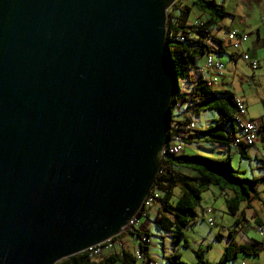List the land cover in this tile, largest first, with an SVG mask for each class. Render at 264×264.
I'll list each match as a JSON object with an SVG mask.
<instances>
[{"label": "water", "instance_id": "obj_1", "mask_svg": "<svg viewBox=\"0 0 264 264\" xmlns=\"http://www.w3.org/2000/svg\"><path fill=\"white\" fill-rule=\"evenodd\" d=\"M175 1L0 0V264H55L138 215L168 141Z\"/></svg>", "mask_w": 264, "mask_h": 264}, {"label": "trees", "instance_id": "obj_2", "mask_svg": "<svg viewBox=\"0 0 264 264\" xmlns=\"http://www.w3.org/2000/svg\"><path fill=\"white\" fill-rule=\"evenodd\" d=\"M176 1L166 12L164 43L171 62L172 75L176 85L172 90L169 101L170 120L168 137L178 136L183 147L192 144L199 148V142H206L210 147L230 148L233 136L237 132L234 120L235 108L233 95L228 91L215 92L208 89L200 76L195 74V60L207 53L224 54L223 40L216 36V30H227L217 25L215 16L223 19L227 14L221 5L217 6L215 0H194L190 6H178ZM195 8L199 15L192 22L187 21L191 8ZM177 11L174 16L170 11ZM202 17H201V16ZM195 22V24H193ZM228 58L233 59L231 56ZM182 82L184 89L178 86ZM199 110L212 112L216 120L204 130H190L187 128L190 117ZM189 115V116H188ZM259 130L264 129L259 123ZM194 140H198V143ZM248 146L237 144V154L243 158ZM200 151V149H195ZM213 159L200 154H186L183 149L179 154H169L167 151L161 155L160 167L154 178L149 194L155 193V215L153 222L160 229L170 232L176 238L182 235V228L194 220L200 195L208 189L215 187L223 195L230 194L224 199V205L229 214L238 211L240 203L248 204L256 196L258 182L264 183V177L259 180L239 178L238 173L230 167L228 160ZM257 197V196H256ZM141 214V210L138 215ZM237 223V221H236ZM264 228V224H256ZM122 232L113 236L118 238ZM135 237L136 250L145 259L148 255L147 230L130 228L128 230ZM142 238L144 240H142ZM172 238V242L175 239ZM120 239V238H119ZM113 252L92 259L87 251L73 254L63 258L55 264H133L137 258L128 250L115 246ZM263 250L260 241L249 245H234L225 247L221 259L217 263H208L196 254L197 261L191 264H224L233 254L243 256H256ZM166 264H186L180 260L177 253L165 255Z\"/></svg>", "mask_w": 264, "mask_h": 264}, {"label": "rangeland", "instance_id": "obj_3", "mask_svg": "<svg viewBox=\"0 0 264 264\" xmlns=\"http://www.w3.org/2000/svg\"><path fill=\"white\" fill-rule=\"evenodd\" d=\"M176 1H179L178 6L182 7L184 5L190 6L191 2H193L194 0ZM215 3L217 6L221 5L228 14H235L234 6L231 0H215ZM170 13L174 16L178 14L176 10L170 11ZM198 15V11L194 7L191 8V11L187 17V21L191 22ZM215 20L217 22V25H222L223 21H221V18L215 16ZM223 20L226 21V18H224ZM229 20L230 17L229 19H227V21ZM220 31H222V29H220ZM224 37L225 33L223 37H221V40H223ZM225 49L226 52L224 51V54H219L218 57L215 54L213 55V57L218 58L224 64V66H228V69L231 72V75H226V77H228L229 79L227 80V82H232V87H229V91L232 92V90H235L237 95L239 93L240 95L242 94L244 96L249 113L255 112L256 114H258V116H264V75H261L260 78H253V81L252 79L247 81L244 77H250L252 72L249 70L247 65H245L239 59L234 64L231 59L228 58V52L231 51V48L229 47V50L225 46ZM263 50L264 48H261L259 49V52ZM195 66H197V68H201L203 66V57L195 60ZM257 71L258 70L256 69L255 72ZM255 72L252 74H255ZM241 79L243 82L240 81ZM178 86H181L182 89L185 88L182 82L178 83ZM192 118L195 124L204 125L208 120L214 118V113L212 114V112L199 110L196 114H192ZM261 136H263L262 140L259 139ZM258 137L259 138L256 141V148L263 149L262 155H264V135L258 134ZM191 146L192 144L190 143L184 144L183 151L188 152ZM198 147L199 148L195 149H200L199 152L203 156L213 159L220 158L218 157L217 152H215V148L210 147L206 142H199ZM223 160L226 161V157ZM227 161L232 170L238 173L239 178H244L247 180L255 178L259 180L262 177L259 171V167L262 164H260L257 159H254L252 155L240 158L235 151H232L230 152V156ZM258 185L259 186L255 191L256 196L262 199L264 202V183L259 181ZM229 197L230 194L228 193L225 196L221 192H219L217 188L212 186L208 187V189L200 195V200L195 211L196 214L194 220L191 223L186 224L182 228V235L176 238L172 237L170 232H166L157 227L153 222L156 207L155 201H153L152 204L145 209V212H147L146 216L140 214L135 217V223L131 227L137 229L142 225L147 229L149 241L147 249L148 254L150 258L157 261L158 264H166V260L164 257L169 253H177L180 260L186 264L195 263L198 260L196 254L201 255V259L203 261H206L208 263H217L221 259L225 247L230 246V242L228 241L230 236H226V232H220V225L228 227L227 229H232L233 231L236 230L234 215L229 214L224 205V199ZM207 207L212 209V216L214 217L215 221L213 225H209L205 221L201 213V211H203ZM254 234L256 235V238L260 240V236L256 230H254ZM216 235L218 236V238L216 237ZM131 236L132 235L128 233V231L121 233V235L118 237L120 238L119 240L121 241V245H119L118 247L126 249L130 253L134 254L137 245L135 237ZM172 238L175 239V242L171 241ZM105 254L106 253H104L103 255ZM263 256L264 253L263 251H261V254H259L254 260L256 262H260ZM237 257H240V253H238ZM249 257L253 258L255 256H248L247 258ZM235 262L236 258L232 256V258L226 260L224 264H235ZM114 264L121 263L115 262ZM133 264H141V262L137 259Z\"/></svg>", "mask_w": 264, "mask_h": 264}, {"label": "crops", "instance_id": "obj_4", "mask_svg": "<svg viewBox=\"0 0 264 264\" xmlns=\"http://www.w3.org/2000/svg\"><path fill=\"white\" fill-rule=\"evenodd\" d=\"M231 2L233 3L235 14L231 13V15H230L223 8V11L227 14V16L224 17V18H226V21H224L223 20L224 18H223L221 20V21H223L222 25L221 26L219 25V26L225 30L235 29L238 32L245 33L247 35L246 42L242 45V49L247 53V55L250 57V59H254L257 61V63H258L257 70L258 71L257 72L253 71L252 73L255 72V74L251 73L250 77H248V78L244 77V78L247 79V81H249L251 79L253 81V78H260L261 75H264V50L259 52V49L264 48V0H231ZM229 17H230V20L227 21V19H229ZM215 33H216V36L221 39V37H223L225 32L223 30L222 31L216 30ZM223 44H224V46L227 47V49H229V46L225 45L226 44L225 42H223ZM224 51L226 52V49H224ZM228 53H229L228 56H231L233 58V59H231V61L235 64L239 58L236 56L235 53L232 52V50ZM203 62H204V59H203ZM201 68H197V66H196L195 74L200 76V78L204 79L205 75H202L199 72V70ZM223 69H224V71H223L222 77L219 80V91L220 92L228 91L234 97L241 99L243 101V103L245 105V109H246L245 118L248 120H251V121H256V122L260 123L261 126L264 127V116H258V114H256L255 112L249 113L247 110V106H246L244 96L242 94L240 95L239 93L237 95L235 90H232V92L229 91V87H232V82L231 81L227 82V80H229V79H228V77H226V75H231V72L229 71L228 66L226 67V66H224V64H223ZM189 117H190V122L194 123L196 130L197 129L198 130H204L206 127L211 125V122L213 120H216V115L214 114V118H211L210 120H208L204 125H200V124H195L192 116H189ZM258 134L264 135V129L259 130V132L256 134V140H255L254 144L249 147L250 149L244 150L245 151L244 157H248V156L252 155L253 158L257 159L260 164H264V155H262L263 149H257L256 148V141L259 138ZM262 137L263 136H261L259 139L262 140ZM194 141H196L198 143V140H194ZM212 148H215V152H217L218 157H220L218 159H224L225 157L226 158L229 157L230 152H232V151H235L237 153V151H236L237 149H234V146H232V145L228 149H226L224 147H218V146L212 147ZM184 153H186V154H196L197 153V154L202 155L200 152L196 151L195 148H193L192 146L188 150V152L184 151ZM201 213H202V211H201ZM146 214H145V216H146ZM203 217H204V215H203ZM213 219H214V217H213ZM236 221H237V223H236ZM234 222L236 223V230H234V231L232 229H227L228 227L220 225V227H221L220 232H226V236L227 235L230 236V238L228 239V241L230 243H232L234 245H239V244L249 245L251 243H254L255 241H259L256 238V235L254 234V230H256L258 232L256 224H264V202H263V200L255 196L254 199H251V201L248 204H244V203L239 204L238 205V211L234 214ZM137 229L144 230L146 228H144L141 225ZM234 233H235V235H234ZM217 235H216V237L218 238ZM136 245H137V243H136ZM261 251H263V253H264V250H259L258 254L253 258H251V257L247 258L248 256H243L241 254H240V257L238 258L237 257L238 254H233V257L236 258L235 264H239V262L242 259L252 261L255 264H261L264 261V256H263L262 260H260V262H256L254 260L255 258H257V256L259 254H261ZM111 252H113V250H110V249L103 250L101 257L103 256L104 253L108 254Z\"/></svg>", "mask_w": 264, "mask_h": 264}, {"label": "built area", "instance_id": "obj_5", "mask_svg": "<svg viewBox=\"0 0 264 264\" xmlns=\"http://www.w3.org/2000/svg\"><path fill=\"white\" fill-rule=\"evenodd\" d=\"M195 24V22H193ZM247 35L245 33L238 32L235 29L227 30L225 33V37L223 38V42L225 41L226 44L231 48L232 52L236 54V56L247 65L249 70L251 72L255 71L258 67V63L254 59H250V57L247 55V53L242 49V45L246 42ZM214 54L207 53L204 56V62L202 68L199 70L200 74L205 75V78L203 79L205 82V85L210 89L211 91L220 92L219 91V80L222 77L223 74V64L218 58L213 57ZM247 80V79H246ZM242 81V79H241ZM243 82V81H242ZM234 101V108H235V115L234 120L236 122V133L233 136L231 145L235 146L237 144H242L245 146H252L256 140V134L259 132V123L256 121H251L245 118L246 109L243 101L237 97L233 96ZM188 129L190 130H196V127L193 122H189ZM182 145L180 143L178 136H172L170 139L168 137V141L163 147L161 151L162 153L167 151L169 154H179L182 152ZM259 171L262 177H264V164H262L259 167ZM157 197L155 193L148 194L145 199L142 201L141 206V214L145 215L147 212H145V209L149 207L154 199ZM202 215H204L205 221L209 225L214 224V219L212 217V209L211 208H205L202 211ZM135 217H132L127 224L122 228L121 232H125L130 230L132 228L131 226L134 225ZM258 233L260 235V243L261 247L264 250V228L261 226H257ZM112 238V237H111ZM111 238L105 240L104 242L96 245H92L85 250L87 251V254L92 259H99L102 254V249H110L114 248L115 246L121 245V241L119 238L111 240ZM142 240H144L142 238ZM135 257L140 260L141 264H158L157 261L154 259H145L141 256V254L138 252V250L134 251ZM239 264H255L252 261L249 260H241ZM264 264V261L263 263Z\"/></svg>", "mask_w": 264, "mask_h": 264}]
</instances>
